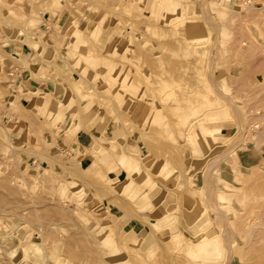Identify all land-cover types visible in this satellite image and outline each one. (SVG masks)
<instances>
[{
	"label": "rangeland",
	"instance_id": "1",
	"mask_svg": "<svg viewBox=\"0 0 264 264\" xmlns=\"http://www.w3.org/2000/svg\"><path fill=\"white\" fill-rule=\"evenodd\" d=\"M0 264H264V0H0Z\"/></svg>",
	"mask_w": 264,
	"mask_h": 264
},
{
	"label": "crops",
	"instance_id": "2",
	"mask_svg": "<svg viewBox=\"0 0 264 264\" xmlns=\"http://www.w3.org/2000/svg\"><path fill=\"white\" fill-rule=\"evenodd\" d=\"M88 8L84 9V17L80 20L79 29H82L85 32H88L89 34L92 32V30H95L100 26L98 23H92L93 16L92 11H90V14H87ZM87 14V15H86ZM43 19L47 22H51L52 24L57 23L60 24L62 20V16H52V13L49 12V15L43 16ZM108 29V28H107ZM101 29L98 41L102 44L105 43V34ZM65 34L64 33H55V37H58V40L64 42L65 41ZM91 35V34H90ZM54 45V44H53ZM51 45L52 48H49L48 51H42L35 52L32 48V46H29L25 44V42H12L8 45L7 51H9L11 54H13L17 59V62L26 63L29 62V67L26 68L27 70L23 71L22 77H24V82L28 84L27 88L32 90L34 88L37 89L39 92H44V94H55L60 95L63 91V86H61V83L58 82V80L55 78V75L53 74L54 67H66L69 64V61L64 59L68 55V51L60 46ZM65 56V57H64ZM29 94V92H27ZM24 94V95H28ZM27 101V98L22 99V103H25ZM44 105L48 106L49 101L45 100ZM84 119V118H83ZM79 123V122H78ZM84 127L81 128L75 138V149L76 151L83 153L87 147L94 146L98 144V140L100 138H107V139H114L120 137V133L116 134V132H113L112 129L109 130H100L99 123H95L94 120H91L90 122H82L81 123ZM106 132V134H103ZM84 159V158H83ZM85 162L89 163L91 161V158L89 156L85 157ZM92 163V162H91ZM83 164V161H82ZM114 172H111L113 174L114 178H120L122 175H124L125 170L120 171L118 174ZM159 212V211H158ZM161 213V212H160ZM163 213H161L160 217L163 216ZM157 223V221L152 222ZM156 225V224H154ZM200 226V225H196ZM196 226L194 230H196Z\"/></svg>",
	"mask_w": 264,
	"mask_h": 264
},
{
	"label": "bare ground",
	"instance_id": "3",
	"mask_svg": "<svg viewBox=\"0 0 264 264\" xmlns=\"http://www.w3.org/2000/svg\"><path fill=\"white\" fill-rule=\"evenodd\" d=\"M255 123L257 124V122H255ZM251 124H254V123H251ZM256 124H255V125H256ZM256 126H257V125H256ZM252 127H253V126H252ZM202 241H203V240H202Z\"/></svg>",
	"mask_w": 264,
	"mask_h": 264
},
{
	"label": "built area",
	"instance_id": "4",
	"mask_svg": "<svg viewBox=\"0 0 264 264\" xmlns=\"http://www.w3.org/2000/svg\"><path fill=\"white\" fill-rule=\"evenodd\" d=\"M12 72H13V71H12ZM13 73H14V74H11V73H10V74H11V75H15V72H13Z\"/></svg>",
	"mask_w": 264,
	"mask_h": 264
}]
</instances>
